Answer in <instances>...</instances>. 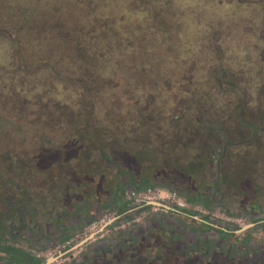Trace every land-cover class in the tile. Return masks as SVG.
Segmentation results:
<instances>
[{
    "label": "rangeland",
    "instance_id": "1",
    "mask_svg": "<svg viewBox=\"0 0 264 264\" xmlns=\"http://www.w3.org/2000/svg\"><path fill=\"white\" fill-rule=\"evenodd\" d=\"M193 1H198V4L206 3L204 7L218 13V16L224 21L221 25L227 38L222 42V47L228 52L227 56L236 61L232 63L236 64L242 58L245 62H252L251 68H253L254 63L258 66L257 63L262 57L261 54H264V41L250 43L248 37L245 38L248 33L247 30H244V25L249 20H254V24L258 28L264 29V22L261 20V16L264 14L262 12L264 10V0H0V20L2 22L9 20L20 31L23 28L25 33V30L31 31L35 24L38 27H44L48 24V21L61 18L62 25L64 24L63 26L66 28L65 32L69 31L67 28L76 29L77 33L74 35L73 32V37H69V40L72 42L74 38L83 46L81 47L83 58L78 59L72 56V61V59H68V55L67 57L62 56L61 61L53 62L45 57L46 61H43L44 64L41 65L44 69L40 72L33 71L34 63L27 62L25 63L27 66L23 63L20 64L19 71L21 72L15 74V81H17V84L27 86L30 91L36 87L39 90L42 87L46 89L48 93H51L48 98H45L46 102L47 100L49 102H54L53 100L64 101L66 103L65 107L47 105L49 110H56V118H60L62 112H60L61 109L59 111V108L62 107L63 110L74 109V113H76L75 110L78 111L87 103V100L84 99L87 96L83 95L85 86L89 85L91 87V85L96 84L95 81L97 82L96 77L94 80L83 77L86 80V84H83L77 77H81L84 73L97 74L108 78L126 76L129 80L137 82V79H143L144 75L135 74V72L142 71L143 67H146L144 69L146 71H144L145 77H150L147 74L150 73L149 66H151V60L155 56L165 54L170 50L175 52L178 50V47H176L178 44L182 50L180 52L182 56L191 54L188 44H192L198 49L199 46L193 41L189 43L178 42L177 44L179 38L185 37L183 34L190 33L197 39L196 42H201L205 46L206 39L203 38L205 28L197 20V17L192 19L175 13L176 5L186 2L192 3ZM237 2L239 5H234ZM105 8L112 9V20L115 11L123 8L126 20L122 18L123 22L121 24L111 22V19L103 14ZM254 11L257 13L255 19L253 16ZM0 27V68L3 69L9 66L11 53H13L11 49L13 48L5 42L7 35L11 32L8 30V32H3L10 28L4 25H0ZM228 34H231V36ZM241 43L246 44L240 47ZM28 44L26 54H39L44 44L43 38L35 35L29 39ZM202 45L201 47H203ZM204 56L205 54H198V57L202 58ZM157 60L161 61L160 59H154L153 61ZM141 61L147 63H141ZM76 62L81 64L85 72H79L78 69L72 71V65L76 66ZM138 64L143 65L139 66ZM14 65L17 66V63ZM23 65L24 67H22ZM59 66L63 68L64 76L71 77H65L61 81V86L54 88L52 81H49L51 85L47 84L46 70L49 68L59 70ZM262 66V73L257 75L258 79L251 87L245 86V82H250V79L243 78V72L239 67H232L235 69L227 73L228 78L226 77L223 83L220 82L219 78H216L213 65L207 69L211 80L210 83H206V79L202 82V92H206L202 99L206 100L205 106L208 107L209 122L211 121L210 126L213 130L211 135L217 137V144L220 143L221 147L226 145L225 142L233 140L237 142V145L232 143L224 146L220 158H217L218 154L211 151L213 165L203 172L201 178L191 177L192 186L201 193L198 200L186 202L184 193L187 192L185 190V192H182L179 186H172V184L171 187L156 185L176 191L184 200L185 205L183 208L197 212V215L208 216L210 221L225 224L231 229L240 227L253 218H259L260 215L264 218V210L259 208L260 203L262 207L264 206V128L259 126L257 132L254 128L238 129L226 125L227 122L225 121L229 117L235 116V114L241 115L249 112L253 116L257 110L264 111L263 63ZM70 71L75 74L73 76L66 74ZM37 74L40 75L39 78L36 76ZM106 83L108 84L102 90L105 91V94H109L111 82L107 81ZM189 85L187 81L181 86V90H184V96L189 94V98H197L200 93L196 94V89ZM61 88L66 90L62 91ZM4 89H7V87H0V92H2L0 101H2L4 93L10 90L8 93L16 94V92H20L21 87H10L8 91H4ZM93 92H97V85H95ZM27 95L24 93L19 94V96L11 95L9 98L17 107L4 106L0 108V171L5 174L7 168L12 172L16 167L25 169L27 167L30 169L29 174L26 173L23 177L27 179V183L31 184L30 186L33 188L31 192L39 194V189L45 188L46 184L50 182L49 178H52L56 184L61 182L57 174L61 170L68 171L66 169H71L72 166L83 170L84 168H93L96 159L91 155L88 163L83 162V158L75 150L73 151L74 144L72 142L77 141L82 136V133L77 134L76 127L62 128L63 123L60 126L43 128V125H40L41 119H39V124L36 119L33 120L30 117L36 115L32 111L33 95ZM44 111H48L47 108L43 109L42 112ZM47 113L41 115L42 119L47 117ZM222 119L223 123H221ZM220 123L222 127H227L226 134L221 135L216 132ZM91 124L95 125V128L100 131L99 126H96L97 123ZM256 125L258 126L257 123ZM239 130L244 136H247L245 141L238 142L237 139H234L236 137L234 133ZM250 130L252 132L254 130V133L248 134ZM74 155L81 159L80 162L76 160ZM54 162L57 164L52 166ZM176 162V170H179L178 167L181 163ZM1 172L0 177L2 176ZM256 172L262 174V179L259 180L257 175L255 180L254 176L256 174L254 175V173ZM113 173V171L107 170L103 175L107 186L104 194L112 190L110 186L115 179ZM101 182L103 183V181ZM99 183H97V186L100 185ZM259 186L262 187L261 196L258 195ZM128 189L130 188L123 187V197L124 191ZM23 194H26L25 191H23ZM7 198L8 200H14L12 195H8ZM99 199L101 200V198ZM99 199L97 203H102V206L100 205L101 208L96 211V217L80 222L79 227L71 231L66 240H63L66 236L64 237V234L59 233L60 226L56 225L51 227L52 230L50 229L49 235L45 234V236H39V238H31L28 233L26 234L28 231L24 228L23 237L21 235L13 236L9 243L39 258L54 254L57 249L68 243H75L81 238L80 236L97 230L100 224L103 223L101 220L105 221L116 213V207L111 205L109 201L106 200V204H103V201L101 202ZM237 199L240 200L238 203L236 202ZM53 202L57 203V200ZM134 210L136 209L126 211L125 215H130L129 218L119 217L115 225L109 226L110 228L98 234L86 245L71 250L50 264H115L109 260L110 258L107 255L113 251L114 247H118L117 242H121L120 246L127 244V242L135 239L138 231L143 235L148 234L151 236L152 241L154 233L158 231V224L163 227H161L164 231L162 238L167 243V245L158 248L160 255L158 261L162 263L247 264V261L250 263L253 259H264V226L259 225V223L245 233H222L216 228L195 223L187 216L170 213L169 210L161 207L149 206L137 210V213H134ZM2 215L3 210L0 209V225L3 224ZM71 217L72 215L70 219H68V216L63 218L71 221ZM22 218V222L24 221L29 226V223L25 220L26 218ZM158 219V224H156L155 220ZM15 224H18L16 220H14ZM13 229L15 228L13 227ZM66 230V232L69 231L68 228ZM3 241L5 239L0 237V244ZM194 241L195 245L192 247L193 249H190V252L184 249L185 245L189 246ZM102 243L108 246L104 249L107 255L98 253V249L96 253H93L92 249ZM150 243V249L154 251L153 243ZM114 251L118 252L115 249ZM95 254L96 261L93 262ZM83 258H85L84 261ZM201 258L204 259L203 262ZM123 261L121 257V262L123 263ZM149 261L153 263V258L150 257ZM257 262L254 264H260Z\"/></svg>",
    "mask_w": 264,
    "mask_h": 264
},
{
    "label": "trees",
    "instance_id": "2",
    "mask_svg": "<svg viewBox=\"0 0 264 264\" xmlns=\"http://www.w3.org/2000/svg\"><path fill=\"white\" fill-rule=\"evenodd\" d=\"M197 2L193 1L192 3L175 4V13L192 19L197 17V20L202 23L205 28L203 34L204 40L206 39L205 46L202 45L201 42H196L197 39L190 33L183 34L185 37L179 38L177 44L178 42L189 43L193 41L200 48L198 47L197 49L196 46L188 44V49L190 48L191 54L182 56L180 53L182 50L179 48L178 44V46L176 45L178 50L175 52L170 50L165 54L162 53V55L155 56L151 60V66H149L150 73L147 74L150 75V77H145L146 71L144 69H146V67H143L142 71L135 72V74L144 75V78L137 79V82L129 80L126 76L122 78H108L97 74H87L84 73L85 69L82 68L81 64L76 62V66L74 64L72 65V71L76 69H78L79 72L84 71L81 77H77L83 84H86L85 79L94 80L95 77L97 82L95 81L96 84L91 85V87L89 85L85 86L83 95L87 96V98H84L87 100V103L83 105V108L78 111L75 110L76 113H74V109L71 108L68 110H63V107L59 108V111L61 109L60 112H62L60 118H56V110H49L47 105L65 107L66 103L64 101L53 100L54 102H49L47 100L46 102L45 98H48L51 93H48L43 87L40 90L36 87L30 91L27 86L17 84V81H15V74L21 72L19 71V65L27 62L30 64L34 63L33 71L40 72L44 69L41 65L44 64L43 61H46L45 57H48L53 62L61 61L62 56L67 57L68 55V59H72V61L73 58H83L81 52V47H83L82 44L74 38L72 42L69 40V37H73V32L74 35L77 33L76 29L72 28L71 30V28H67L69 31L65 32L66 28L63 26L64 24L62 25V19L56 18L48 21V24L44 27H38L35 24V27L33 26L31 31L25 30L24 33L23 28L22 31H20L19 28L15 27L13 22L9 20L2 22L0 20V25L10 28H5L6 30L3 32H11V34L7 35L5 42L13 48L11 49L13 53H11L12 57L9 66L6 67L7 69L0 68V87L6 86L7 89H4V91H8L10 87H21L20 92L15 91L16 94L8 93L10 90L3 94L2 101H0V108L4 106L17 107L16 104L10 100L9 97H11V95L19 96L21 93H24L26 96H28L27 94L33 95L32 111L36 115L30 117L33 120L36 119L38 124L40 122L39 119H41L40 125H43V128L60 126L64 123L62 128L76 127L77 134L82 133L80 139L72 142V144H74L72 149L83 158V162H89L92 150L96 148L98 157L116 166L117 170L120 172L117 174L124 176L125 183L127 184L125 185L126 188L139 190L156 185L171 187V184L172 186L176 185L174 183H168L172 178L175 181L177 180V182H181L186 192L190 191L192 187H194L191 184V177L198 176L197 174L199 171H203L205 165L212 161L211 151L218 154L217 158H220L224 146L232 143L237 145V142L233 140L225 142L226 145L221 147L220 143L217 144V137L211 135L213 130L210 126L211 121L209 122L208 107L206 108L205 106L206 100L202 99V96L206 95L205 91L202 92V82L206 79V83H210L211 80L210 74L207 73L208 67L213 65V72L216 78H219L222 83L225 81L226 77L228 78L227 73L235 69L232 67H239L243 72V78L247 80L250 79V82H245V86L251 87L257 81V75L262 73V63L264 64V54H261L262 57L257 63L258 66L254 63L253 68H251L252 62H245L242 58L239 60L240 62L236 64L232 63L236 61L229 58L227 56L228 52L222 47V42L227 38L221 25L224 21L218 16V13L204 7L206 3L198 4L199 2ZM234 5L239 4L237 2L236 4L234 3ZM123 11V8L116 10L113 20L111 19L112 9L105 8L103 14L111 19V22L121 24L123 19L126 20ZM262 12L264 13V10ZM256 15L257 13L254 11V19ZM34 19L37 20L36 17H34ZM261 20L264 22V14H262ZM246 23V26L244 25V30H247L248 35H246L245 38L248 37L247 39L251 41L250 43L264 41V29L258 28L257 25L254 24V20H249ZM67 32L69 33L67 34ZM35 35H39L43 38L44 44L41 49L42 51L36 55H28L26 54L27 46H29L28 41ZM229 36H231V34ZM46 41L47 43H45ZM246 43H241L240 47ZM201 45L203 47H201ZM198 54H205V56L201 58L198 57ZM154 59H160L161 61H153ZM15 63H17V66L14 65ZM141 63L147 62L141 61ZM25 65L27 66V64ZM138 65L141 66L143 64ZM22 67H24V65ZM59 68V70H51L50 68L47 70L45 69L47 71V84L51 85L49 81H52L54 88L59 87V85L61 86V81L65 79V77H71L64 76L63 73L65 72H63V68L61 66H59ZM72 71H70V73L66 72V74L73 76L75 73ZM36 76L39 78L40 75L37 74ZM107 81L111 82L109 94H105V91L102 90L103 87L108 84L106 83ZM187 81L190 87L196 89V94L200 93L197 98H189V94L184 96V90H181V86ZM42 83L45 85L44 82ZM95 85H97L96 93L93 92ZM64 90L62 89V91ZM1 93L2 92H0V96ZM45 108H47L48 111L42 112ZM46 112H48L47 117L42 119L41 115ZM263 113L264 111L257 110L253 116L249 112L242 113L241 115L235 114V116L225 120L227 122L226 125L238 129L254 128L257 132L259 126L264 128ZM254 118L256 120H253ZM91 123H97L96 126H99L100 131ZM221 123H223V119ZM221 123L216 132L223 135L227 127H222ZM43 128L41 127V129ZM251 132L252 130H250L248 134ZM252 133H254V130ZM234 134L236 135L234 138L237 139L236 141L246 140L247 136H244L240 130ZM77 159L78 157L76 155V160ZM80 160L78 159V162H80ZM176 161L181 163L178 167L179 170H176ZM99 163L100 162L96 160V166H99ZM55 164L57 163L54 162L52 166H55ZM8 169L9 168H7V170ZM2 182L3 180L0 178V185ZM200 195V192L194 194L186 193L184 195V200L186 202H194L198 200ZM132 201L133 200L122 201L121 204L115 206L119 217L123 219L130 217V215L127 216L125 214L126 211H128L127 206H130ZM149 206L150 205L134 206V208H136L134 213H137L139 209ZM0 209L2 210L1 203ZM172 210L188 216L197 214V212L188 208H177L172 206ZM201 218L206 222H200L194 218H191V221L203 224L206 227L210 225L222 233H233V230H227L230 227L225 224L217 223L221 226L217 227L213 225L212 222L211 224L207 223V221L210 222L208 216L201 215ZM2 221L3 224L0 225V237H3L5 241L0 244V259H2L5 264H38L39 259L37 256L9 243L12 238H10L8 234L4 236V233L7 232V226H5L4 220ZM69 236L70 234L66 235L63 240H66ZM194 243L195 241L189 246L185 245L184 249L190 252V249H193L192 247L195 245ZM164 244L167 245L166 242ZM201 261L203 262L204 259L201 258ZM256 262L262 264L264 259H253L250 264ZM183 263L186 264L187 262ZM160 264L166 263L161 262ZM178 264L180 263L178 262Z\"/></svg>",
    "mask_w": 264,
    "mask_h": 264
},
{
    "label": "flooded vegetation",
    "instance_id": "3",
    "mask_svg": "<svg viewBox=\"0 0 264 264\" xmlns=\"http://www.w3.org/2000/svg\"><path fill=\"white\" fill-rule=\"evenodd\" d=\"M91 155L94 156V159L100 162L99 166H96L95 164L93 168H84V170L82 168H78V167L76 168V166H72L71 169H66L68 171L61 170V172L57 173L58 177H60L61 182L59 184H56V182L52 178H49L50 182L46 184L45 188L39 189L40 191L39 194L35 192H31V190L33 189L30 186L31 184L27 183V179L23 177L26 173L29 174L30 169H28L27 167L26 169L16 167L12 172L9 169L8 170L5 169V174H3L0 171L2 173V176L0 178L3 180L2 184L0 185L1 186L0 203L2 205V210H3V215H2L3 220L5 222V226H7V232L4 233V236H7L8 234L10 238H12L13 236H18V235L19 236L21 235V237H23V232L25 228L26 231H28L26 232V234L28 233L31 238L32 237L39 238V236L43 237L45 236V234L49 235V233L51 232L50 231L51 227L52 226L55 227L57 225V226H60L59 233L64 234V237H65L66 235H69L71 231L76 230L79 227L80 222H85L89 218L96 217V214H97L96 211H98L101 208L100 205L102 206V203L101 204L97 203L99 198H101V200L100 199L99 200L101 202L103 201V204H106L105 202L106 200L109 201L110 204L113 206L121 204L122 201H124L123 194H122L123 187L126 188L125 185H127L125 183L124 176L117 174L120 172L117 170L116 166H114L111 163H107L101 160V158L98 157L96 153V148L92 150ZM74 156L76 157V155ZM78 159L80 160L79 157ZM212 165H213L212 162H208V164L205 165L204 170L199 171V173L197 174L198 176L196 177L201 178L203 172L207 171ZM74 169L77 170L76 171L77 173L75 172ZM107 170L114 172L113 176L115 177V179H114V183L110 186L112 190H109L108 188L109 191L106 194H104L105 187L107 186L105 185V182H104L105 176L103 175L105 174ZM254 175H255L254 176L255 180L257 178L259 180L260 178L262 179L261 177L262 174H260L259 172L254 173ZM101 181H103L104 184ZM97 183H99L100 185L97 186ZM168 183L176 184L175 186H179L182 192H185L183 189V184H181V182L179 181L177 182V180L175 181L171 178L168 181ZM191 184H193L192 180H191ZM261 188H262L261 186H259L258 188L259 196L262 195ZM191 190L188 191L187 193L200 192L195 187H192ZM23 191H25L26 194H23ZM28 191H30V193H28ZM89 193L91 195H88ZM8 195L9 196L12 195L14 197L13 198L14 200L12 199L8 200L7 198ZM54 200H57V203L53 202ZM250 200H252V198H250ZM239 201L240 200L238 199L236 200L237 203ZM142 205H145V204L131 203L130 206H127L128 211L136 209L134 208V206H142ZM169 207H170L169 209L170 213H173L176 215L187 216L190 219L194 218L200 222L204 221L201 218V215L194 214V215L188 216L180 212H177L175 210H172V205ZM259 208L260 210H264V206L262 207L261 203L259 204ZM69 215L70 216L72 215L71 221L68 220L70 219ZM64 216H68V219L67 218L64 219L63 218ZM194 216H198V218H195ZM22 217L26 218L25 220L27 221V223H29V226L24 221L22 222V219H23ZM111 218H113V220L111 222V225H109L110 227L112 225H115V223L113 222L117 221V219L119 218V214H117V212L114 213V215L111 216L108 220H110ZM14 220H16L18 224L14 225ZM155 221H156V224H158L159 219ZM155 221L153 222L154 224H155ZM20 222L21 224H19ZM211 222L213 225H216L217 227H221L220 224H217L219 222L214 223L213 221H210V222L207 221V223L209 224H211ZM248 223H253V225L249 227L248 229H246L245 231H243L244 233L247 232V230L255 227L258 223L259 225L264 226V218H262V216L260 215L259 218L257 217L253 218ZM12 226L15 229H13ZM109 226L107 227V229L110 228ZM161 227L162 226L158 224L157 226L158 231L157 233H154V236L152 237V241H151V236H149L148 234L143 235V233H140V231L138 232L135 231L137 235L134 240L127 242V244L123 246H120L121 242H117L116 245L118 247L117 248L114 247L113 251L109 252L108 255L104 251V249H106L108 246L103 243L98 245V247L95 246L92 249V252L96 253V250L98 249L99 250L98 253L106 254L107 257L110 258L109 260H111L115 264H160L161 261H158V258L160 256L158 248L163 247V245H165L164 244L165 242L162 238L164 231L162 230L163 227L162 228ZM67 228L69 229L68 232H66ZM227 230L229 231L233 230V234L236 233L235 232L236 229L228 228ZM24 236L27 238L26 235ZM84 236H80V237L83 238ZM81 238H79L75 242H78L79 240H81ZM150 242L153 243L152 245H153L154 251L150 249L151 248ZM73 243L74 242L68 243L67 245L60 248V250L67 249ZM87 243L83 245H86ZM114 249L118 250V252L117 251L115 252ZM70 251L71 250L65 252L63 255H66ZM54 254H56V252ZM121 257L124 260L123 263L121 262ZM150 257L153 258V263L152 261L151 262L149 261ZM38 259H39L38 264H40L43 261V258L38 257ZM84 259L85 258H83V261ZM133 259H135L134 261L135 263L132 262ZM95 261H96V254L93 259V262ZM0 264H5V262L2 259H0ZM247 264H248V261H247Z\"/></svg>",
    "mask_w": 264,
    "mask_h": 264
},
{
    "label": "built area",
    "instance_id": "4",
    "mask_svg": "<svg viewBox=\"0 0 264 264\" xmlns=\"http://www.w3.org/2000/svg\"><path fill=\"white\" fill-rule=\"evenodd\" d=\"M124 199L127 200H158L167 206H175L177 208H183L185 205L184 200L176 192L169 189H165L159 186H148L142 189H128L124 191ZM155 207V206H154ZM101 220L103 223L106 222ZM101 223V224H103ZM100 224V226H101ZM99 226V227H100Z\"/></svg>",
    "mask_w": 264,
    "mask_h": 264
},
{
    "label": "water",
    "instance_id": "5",
    "mask_svg": "<svg viewBox=\"0 0 264 264\" xmlns=\"http://www.w3.org/2000/svg\"><path fill=\"white\" fill-rule=\"evenodd\" d=\"M132 203H143L145 205L155 206V207H161L165 210H169L170 207L163 204L162 202L158 200H141V199H135L132 201ZM195 218H198V216H194ZM113 218L110 220L104 222L97 230H94L92 232H89L86 236L81 238L78 242L73 243L71 246H69L67 249L60 250L58 249L56 251V254H50L48 256H45L43 258V261L40 264H50L54 262L57 258L61 257L65 252L69 250H75L76 248L80 247L81 245L87 243L91 239L95 238L98 234L104 232L109 225H111ZM253 223H247L245 225L240 226L238 229L235 230L236 233H240L251 227Z\"/></svg>",
    "mask_w": 264,
    "mask_h": 264
},
{
    "label": "crops",
    "instance_id": "6",
    "mask_svg": "<svg viewBox=\"0 0 264 264\" xmlns=\"http://www.w3.org/2000/svg\"><path fill=\"white\" fill-rule=\"evenodd\" d=\"M123 200L125 201L124 197H123ZM97 208H98V206H97Z\"/></svg>",
    "mask_w": 264,
    "mask_h": 264
}]
</instances>
